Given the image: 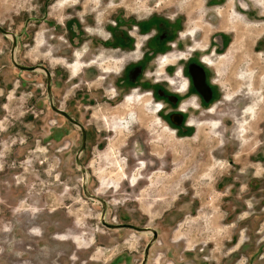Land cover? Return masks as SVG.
<instances>
[{
  "label": "rangeland",
  "instance_id": "1",
  "mask_svg": "<svg viewBox=\"0 0 264 264\" xmlns=\"http://www.w3.org/2000/svg\"><path fill=\"white\" fill-rule=\"evenodd\" d=\"M221 2L214 23L203 0H0L15 60L48 67L52 103L87 131L83 178L80 131L48 105L42 69L12 65V40L0 31V264H140L151 234L101 224L83 182L106 201L105 222L157 230L145 264H264V0H250L249 16ZM116 3L130 16H185L181 38L191 45L157 54L148 73L203 50L219 28L230 36L203 56L219 91L212 121L191 116L193 131L178 133L153 87L116 85L145 36L126 56L85 37L95 26L107 35Z\"/></svg>",
  "mask_w": 264,
  "mask_h": 264
},
{
  "label": "flooded vegetation",
  "instance_id": "2",
  "mask_svg": "<svg viewBox=\"0 0 264 264\" xmlns=\"http://www.w3.org/2000/svg\"><path fill=\"white\" fill-rule=\"evenodd\" d=\"M244 1V6L239 5L235 0L234 4L236 8L238 7L239 11L245 12L249 16L254 9L249 1ZM203 3L204 6L208 5L206 7V12L213 10L212 13L210 12L211 14H203V16L206 20L216 23L218 19L214 11H216L215 9L219 6L218 3H222L221 0H203ZM115 6L117 10L111 15L113 21L108 20L109 24L105 26V28H107V35L102 34L98 31V27L95 26L94 29H91V32L86 31V33L91 36L87 34L84 36L90 39L89 46L92 49L95 50L96 45H99L103 48L121 51V56L123 53H126L124 56L135 53L137 51V48H135L137 43L135 42L138 40V37L145 36V39L141 41L140 46H138L139 54L137 58L134 61H125L121 66V72H117L120 76L116 80V85L124 88L138 83L140 87H153V97L162 100L164 103L161 102L162 108L166 107L164 110H160L159 114L168 119L169 124L175 126L178 133H190L193 131L194 126L189 125L191 116L195 122L207 123V121H212V117L205 118V116L211 114L210 111H212L213 108L215 109V113L219 112L216 110L218 107V103L216 102L219 91L214 84V78H212L211 66L203 56L205 53L209 55L211 52L222 50L227 44L230 36L222 32L219 28L211 38L205 41L206 48L203 50L192 48V52H189L185 57H181L183 59L177 60L172 66L164 67V71L148 73V64L150 65L151 61L156 63L159 59V57H156L157 54L168 51L172 47L184 50L191 45L192 36L189 35L184 39L181 38V33L188 32V30L182 31L185 16L183 14L177 15L176 13L174 14L175 17L157 13H150L148 16H138L137 14L130 16L126 12L127 7L123 3H116ZM220 8H222V6H220ZM254 14L256 16L260 15L256 12H254ZM82 28L84 29L83 26ZM131 30L134 31L131 33ZM79 33L80 31L77 32L78 42L81 41V37L83 36L80 37ZM199 37V33L197 32L195 38L199 39ZM262 46H264V44ZM95 56L99 55L95 54ZM176 69L179 70V73H177L178 80L176 84H171L168 78L173 76L172 74ZM153 74L157 75L155 78L156 82H154V78H152V84L149 85L147 83V78L153 76ZM159 75L163 76L158 77ZM181 80L187 85L184 91L176 87ZM166 83L169 86H167ZM206 86H208V89L205 88ZM192 99L194 106L188 103V101L190 102ZM185 102L187 106L182 108V104H185ZM67 114L69 115V113ZM66 121L70 123L68 120ZM83 128L85 130V127Z\"/></svg>",
  "mask_w": 264,
  "mask_h": 264
},
{
  "label": "water",
  "instance_id": "3",
  "mask_svg": "<svg viewBox=\"0 0 264 264\" xmlns=\"http://www.w3.org/2000/svg\"><path fill=\"white\" fill-rule=\"evenodd\" d=\"M239 5L241 6H244L245 5V1L244 0H235ZM0 31L2 32L3 35H8L11 40H12V43H11V46H10V49H9V52H10V62L12 63V65H16L20 70H31V71H34V70H43L44 72V75H45V78H46V85H45V89L47 91V95H48V105H50V108L56 112V114H60L63 118H66V120H68L70 123L72 122L74 124V126H76L79 131H81V139H80V148H79V151L76 153V163L78 165V168L79 170L82 172L83 174V178L86 177V171L84 170L83 168V165L81 163V160L80 158H78V155L80 154V152H82L85 148V138H86V130H84L82 124L77 121L76 119H74V117L72 116H69L65 110L61 109L58 105H55L52 103V99H53V96H52V92L50 91V85H51V77H50V74H49V69L48 67H46L44 64H36V65H21L19 63H17V61L15 60L16 57H15V52H14V48H15V45H16V38H15V34L10 31H8L7 29H4L2 25H0ZM205 88L208 89V86H206ZM176 124V123H175ZM82 185V188H83V194L85 196H88L90 197L91 199H95L97 200L98 202H100L101 204V214H100V223L101 224H104L106 227L108 228H116V227H119V228H132V230H135V231H138V232H143V231H146V232H149L151 234V239L147 242L146 245H144V248H143V258L141 259L140 261V264H145V261H146V258H148V254H149V247L150 245H152V243L156 240L157 236H156V232L157 230L154 229V228H151L149 226H146V225H143V226H136L134 224H131L130 222L129 223H118L116 222L115 223H107L104 221L105 219V205H106V201L104 200V198H99L93 194H90V192L87 190V187L86 185L84 184V182L81 184Z\"/></svg>",
  "mask_w": 264,
  "mask_h": 264
},
{
  "label": "bare ground",
  "instance_id": "4",
  "mask_svg": "<svg viewBox=\"0 0 264 264\" xmlns=\"http://www.w3.org/2000/svg\"><path fill=\"white\" fill-rule=\"evenodd\" d=\"M247 1H249V2H250V0H247Z\"/></svg>",
  "mask_w": 264,
  "mask_h": 264
}]
</instances>
